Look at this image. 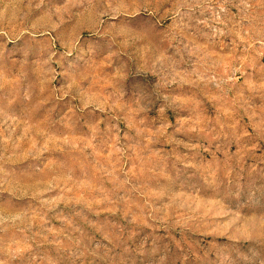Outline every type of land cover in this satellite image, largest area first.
Listing matches in <instances>:
<instances>
[{
  "label": "rangeland",
  "instance_id": "374dc122",
  "mask_svg": "<svg viewBox=\"0 0 264 264\" xmlns=\"http://www.w3.org/2000/svg\"><path fill=\"white\" fill-rule=\"evenodd\" d=\"M0 264H264V0H0Z\"/></svg>",
  "mask_w": 264,
  "mask_h": 264
}]
</instances>
